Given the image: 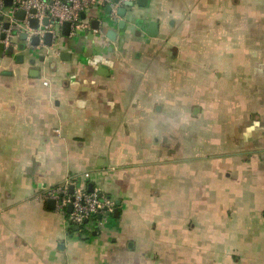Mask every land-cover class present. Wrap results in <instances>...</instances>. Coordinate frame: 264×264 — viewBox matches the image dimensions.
Instances as JSON below:
<instances>
[{"label": "crops", "instance_id": "crops-1", "mask_svg": "<svg viewBox=\"0 0 264 264\" xmlns=\"http://www.w3.org/2000/svg\"><path fill=\"white\" fill-rule=\"evenodd\" d=\"M136 11L0 51V264H264V0ZM74 179L118 218L75 231L43 198Z\"/></svg>", "mask_w": 264, "mask_h": 264}, {"label": "built area", "instance_id": "built-area-1", "mask_svg": "<svg viewBox=\"0 0 264 264\" xmlns=\"http://www.w3.org/2000/svg\"><path fill=\"white\" fill-rule=\"evenodd\" d=\"M97 2L98 0H13V6L7 9L4 0H0V16L9 11L12 17L11 22L14 23L15 14L24 11L27 25L31 19H38L41 23L48 19L50 24L45 29H51L56 22L69 23L72 35H76L90 30L89 24L83 21L82 14L95 6ZM7 35L8 38H12L11 31H8ZM86 177L88 178L89 175L87 174ZM75 181V179L68 181L64 185L46 191L43 195L44 200L56 202L57 210L66 215L71 226L85 227L86 221L96 223L95 220L97 221L99 216L110 217L115 212L114 201L99 191L94 190L89 193L86 183L79 185ZM70 186H74L73 194H70ZM70 205L72 212L68 213Z\"/></svg>", "mask_w": 264, "mask_h": 264}, {"label": "water", "instance_id": "water-1", "mask_svg": "<svg viewBox=\"0 0 264 264\" xmlns=\"http://www.w3.org/2000/svg\"><path fill=\"white\" fill-rule=\"evenodd\" d=\"M106 6V14L107 18L102 22V28L106 26V37L112 41L116 42L118 39V32L116 29L112 28L113 24L115 23V19H113V15L121 19L118 23V30L124 31L127 26V22L125 18L131 14H135L138 9H143L147 6L149 0H102ZM5 6L7 9L13 6V0H4ZM137 6V7H136ZM115 10V13H114ZM34 13V12H33ZM87 18V13L82 14V19L85 20ZM12 17L7 11L4 15L0 16V51H5L6 47L8 46V55L12 56L15 52V44L14 40L19 37L20 41L22 42L21 45L17 48L19 52H29L34 53L38 48L44 46L47 49L56 50V45L53 43L55 38V33L52 31H44L46 27L49 26L48 19H45L42 23L38 19H31L29 24L25 23L26 20V12L19 11L14 16V23L11 22ZM59 24V22H56ZM14 24V27H13ZM100 20L93 21L92 27L94 30L100 29ZM139 24V23H138ZM105 25V26H104ZM150 30H154V34L158 33L159 24L158 23H150ZM63 28L65 29V37L69 36L70 31V24L64 23ZM11 31L12 38H8L7 32ZM154 37V36H153ZM8 42V43H7ZM42 44V45H41ZM69 56L67 53H62L60 55L62 61L65 60V57ZM23 58V57H19ZM70 194L74 193V186H70ZM88 192H94L93 185H89ZM52 204L53 206L56 205L55 201H50L49 205ZM120 203H118V206ZM72 212V206L68 207V213ZM114 216L118 218L119 211L118 209L115 210ZM102 219L101 216L98 217ZM86 225L89 224L88 221L85 222ZM75 231H79V227L74 228Z\"/></svg>", "mask_w": 264, "mask_h": 264}]
</instances>
